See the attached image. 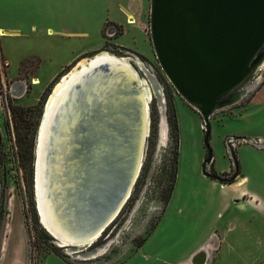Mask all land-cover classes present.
Segmentation results:
<instances>
[{
	"label": "rangeland",
	"instance_id": "rangeland-1",
	"mask_svg": "<svg viewBox=\"0 0 264 264\" xmlns=\"http://www.w3.org/2000/svg\"><path fill=\"white\" fill-rule=\"evenodd\" d=\"M109 1L110 13L107 0H5V10L0 9V25L6 27V35L0 33V233L7 232L5 241L15 236V245L7 249L17 256L21 247L16 243L24 235L21 264H191L200 249L206 251L205 264H264V65L254 76L260 85L239 104L210 117L209 169L222 178L233 173L228 136L261 146L237 141L236 178L229 183L208 178L201 172L206 155L202 118L176 92L155 57L150 0L136 5L122 23L109 17L120 19L117 5L126 0ZM101 51L126 59L146 82L148 135L126 204L99 238L75 249L60 245L41 222L36 146L56 83ZM162 105L167 136L159 147ZM170 118L177 125L175 143ZM1 255V264H17Z\"/></svg>",
	"mask_w": 264,
	"mask_h": 264
},
{
	"label": "water",
	"instance_id": "water-1",
	"mask_svg": "<svg viewBox=\"0 0 264 264\" xmlns=\"http://www.w3.org/2000/svg\"><path fill=\"white\" fill-rule=\"evenodd\" d=\"M149 35L163 73L202 118L206 150L202 174L232 182L239 173L235 143L243 140L261 145L247 137L228 136L226 146L234 172L225 178L212 173L210 117L239 104L254 89V76L264 65V0H150ZM93 69L87 66L78 75V83L60 92L56 99L63 94L62 103L55 101L43 114L36 146L35 196L41 222L56 240L70 245L93 242L114 221L138 178L146 146L148 105L137 73L123 61L96 72ZM111 69L107 83H117L120 90L117 100L112 98L104 137L89 143L87 151L76 157L85 161L84 167H75L76 177L66 183L64 173L55 184L49 180V169L73 165L61 149L66 136L73 139L65 127L82 94ZM65 105L70 106L65 109ZM64 192L66 198L62 199ZM206 261L204 249L191 258V264Z\"/></svg>",
	"mask_w": 264,
	"mask_h": 264
},
{
	"label": "bare ground",
	"instance_id": "bare-ground-1",
	"mask_svg": "<svg viewBox=\"0 0 264 264\" xmlns=\"http://www.w3.org/2000/svg\"><path fill=\"white\" fill-rule=\"evenodd\" d=\"M119 61V62H118ZM127 63V60L124 58H121L119 56H116L114 54H111L106 51H101L94 55L92 58L86 59V60H81L76 64V66L69 71L68 73L64 74L62 78L56 83L49 99L46 105V109L44 111V114H46V110H49L50 106L54 104V102H59L62 103L63 101V94L59 99H56L60 92L62 93L65 91L64 88L66 86L70 87L71 83H76L79 82V77L78 75L82 73L85 68L89 65H91L94 69L92 71L96 72L100 67L105 66V65H119L120 62ZM128 64V63H127ZM100 66V67H99ZM263 70V68H261ZM113 72V69H111L109 72H104L92 85H90V88L88 87V90L85 91L84 94H82L81 101L78 104V107L74 110V115L73 118L69 123H67L65 129H68V132H70V135L73 136L72 138L66 139L65 141L62 142V148L64 149V152L66 151V156H68L69 163H73L72 166L66 167L65 165L62 166V168H59L57 170V165L55 168H50L49 172L50 177L49 180L53 181L55 184H59V178L60 176L64 175L65 182L68 183L70 178L76 177V170L75 167L80 168L81 166L84 167L85 161L84 159H77L76 157L83 153H85L89 147V143L95 144L96 141L102 140L99 139V137H104L103 130L107 127V121L106 118L109 116V114L112 112V106H113V101L112 98L117 100L115 98L116 94L119 92V85L116 84H109L107 83V79L109 77V73ZM119 72V71H118ZM117 72V74H118ZM114 74V73H113ZM136 78H138V81L140 83V87L143 90V95L145 98V102L148 105V99H150V92L149 88L146 85V82L144 81L137 75L135 74ZM84 79H87V77H84ZM84 81V80H83ZM34 84H37L39 81L34 79ZM109 84V86H107ZM261 82H256L254 85H260ZM92 86V87H91ZM74 88V86H73ZM70 90L68 91V93ZM77 93V96H81L79 93V90L75 91ZM67 93V94H68ZM68 96V95H67ZM65 98V97H64ZM70 105H65L63 108H69ZM62 107V106H61ZM162 109V120L160 124V131H159V137L158 141L159 144L158 146L161 147L164 145V142L166 140L167 136V124L165 122V115H164V107L163 105L161 106ZM49 112V111H48ZM50 113V112H49ZM48 113V115H49ZM147 124H146V130H145V138H147L148 135V125H149V106L147 109ZM64 117L59 118V120H62ZM99 139V140H98ZM264 146V140L262 141ZM158 147V148H159ZM144 155V154H143ZM40 158L38 159L37 162V174H40ZM75 162V164H74ZM59 165V164H58ZM80 166V167H79ZM141 170V169H140ZM61 171V175H60ZM140 173V172H139ZM139 176V175H138ZM58 179V181H57ZM137 181V180H136ZM136 184V182H135ZM134 184V186H135ZM243 184H240L239 187H242ZM134 188V187H133ZM133 190V189H132ZM131 190V192H132ZM52 191L57 192L56 190L52 189ZM49 192V190H48ZM130 192V194H131ZM47 194V193H46ZM130 194L127 198V200L130 197ZM62 199L66 198L65 192L61 196ZM42 198V197H41ZM126 200V202H127ZM39 206H40V201L38 198ZM126 204V203H125ZM124 204V205H125ZM124 207V206H123ZM122 207V208H123ZM122 210V209H121ZM118 216V215H117ZM56 230V229H55ZM60 245L62 246H72L75 249L79 248L85 244H91L92 242L89 241L88 243H83L79 245H70V244H64L63 241H58Z\"/></svg>",
	"mask_w": 264,
	"mask_h": 264
},
{
	"label": "crops",
	"instance_id": "crops-1",
	"mask_svg": "<svg viewBox=\"0 0 264 264\" xmlns=\"http://www.w3.org/2000/svg\"><path fill=\"white\" fill-rule=\"evenodd\" d=\"M144 1L145 0H126V1H124V2H119L118 3V5H117V7H118V11L120 12V14L122 15V16H120V19H117V18H110L109 17V19H113L114 21H118V22H123V20L125 19V15H128V16H130L131 14H132V12L134 11V8H135V6L136 5H142V7H143V5H144ZM4 3H5V0H0V9L1 10H3V8L2 7H4ZM105 3V6H106V8H107V12L108 13H110V7H111V5H112V3H111V1H109V0H107V2H104ZM111 4V5H110ZM104 6V7H105ZM108 6V7H107ZM5 8V7H4ZM5 10V9H4ZM3 10V11H4ZM130 20V19H129ZM132 21L130 20V22L129 23H131ZM133 23V22H132ZM1 27L0 28H2L1 29V34H5L6 32V27H4L3 25H0ZM4 30V31H3ZM35 80H36V78H35ZM38 80V79H37ZM39 83V82H38ZM37 83V84H38ZM10 233H13V230H10V232H9V235H11ZM5 236H7V232L5 233V231H4V235L2 236V234L0 233V251H1V253H2V255L4 256V258L3 259H5V260H7V261H11L12 260V262L14 263V262H17V264H21L22 262H23V260H24V256H25V247H26V240H25V236L23 235L22 237H23V239H20L21 241H18V243H16V244H18L19 245V249H20V247H21V249H20V251H19V253H18V255L17 256H15V251L12 253V251L14 250V249H12V250H8L7 249V245H9L10 246V243H12V247H13V244L15 245V243H13L14 241H15V236L12 234L11 236H8L9 238H7L6 237V241H5ZM18 237H21V235L19 234V236ZM5 245V247H3ZM3 252H5V254H3ZM21 253V254H20ZM1 255V256H2ZM21 256H22V258H21ZM2 259V260H3ZM1 264V263H0ZM15 264V263H14Z\"/></svg>",
	"mask_w": 264,
	"mask_h": 264
},
{
	"label": "trees",
	"instance_id": "trees-1",
	"mask_svg": "<svg viewBox=\"0 0 264 264\" xmlns=\"http://www.w3.org/2000/svg\"><path fill=\"white\" fill-rule=\"evenodd\" d=\"M15 109H16L15 107H12L13 112H15ZM169 124H170L171 136H172L174 143H175V142H177V125H176L175 120H173L172 118H170Z\"/></svg>",
	"mask_w": 264,
	"mask_h": 264
},
{
	"label": "flooded vegetation",
	"instance_id": "flooded-vegetation-1",
	"mask_svg": "<svg viewBox=\"0 0 264 264\" xmlns=\"http://www.w3.org/2000/svg\"><path fill=\"white\" fill-rule=\"evenodd\" d=\"M1 29H2V28H0V32H1ZM3 31H4V30H3ZM5 32H6V31H5ZM1 35H6V33H5V34H1ZM39 83H40V81H39ZM39 83H38V84H39ZM11 88H12V87H11ZM158 126H159V125H158ZM232 165H233V164H232ZM233 172H234V168H233ZM214 180H215V179H214ZM94 241H95V240H94ZM92 243H93V242H92ZM92 243H91V244H92Z\"/></svg>",
	"mask_w": 264,
	"mask_h": 264
}]
</instances>
